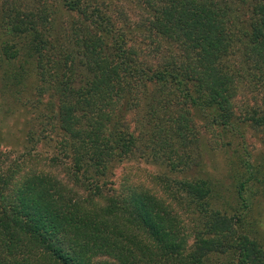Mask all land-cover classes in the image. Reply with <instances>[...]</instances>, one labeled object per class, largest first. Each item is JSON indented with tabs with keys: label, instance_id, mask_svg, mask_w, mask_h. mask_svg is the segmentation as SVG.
I'll list each match as a JSON object with an SVG mask.
<instances>
[{
	"label": "trees",
	"instance_id": "16d2710c",
	"mask_svg": "<svg viewBox=\"0 0 264 264\" xmlns=\"http://www.w3.org/2000/svg\"><path fill=\"white\" fill-rule=\"evenodd\" d=\"M3 106L31 116L0 151V264H264V0H0ZM134 158L176 178L114 184Z\"/></svg>",
	"mask_w": 264,
	"mask_h": 264
},
{
	"label": "rangeland",
	"instance_id": "374dc122",
	"mask_svg": "<svg viewBox=\"0 0 264 264\" xmlns=\"http://www.w3.org/2000/svg\"><path fill=\"white\" fill-rule=\"evenodd\" d=\"M26 86L28 90L33 86L31 78L27 80ZM6 106L0 108V151L5 153L4 160L10 161L18 159L22 151V134L26 128V120L31 114L25 112L23 107L13 108L11 112H6ZM201 137L202 160L196 172L201 176L206 175L210 177L216 185V189L220 191L224 197H227L231 193V185L229 178L222 169L225 165V156L222 155L221 151H223L224 148L221 146L220 148L215 147L213 145L214 139L208 133H201ZM244 139L247 150L251 153L252 158L255 161L260 159L262 146L259 135L256 132L247 130L244 133ZM222 142L225 141L223 140ZM46 152L48 153L50 150H47V147L43 145L36 146L35 150L31 153L45 154ZM124 168L126 169L124 170ZM163 172L166 173V171L158 165H153L141 159L134 158L121 163V165L114 170V177L111 181L114 184L118 183L119 176L122 173H127L130 177L129 179H140L144 182L146 187L154 188L151 177H155V175H159ZM166 175L171 178H176V174L166 173ZM261 223L263 228H259V230L264 234V218H261Z\"/></svg>",
	"mask_w": 264,
	"mask_h": 264
}]
</instances>
